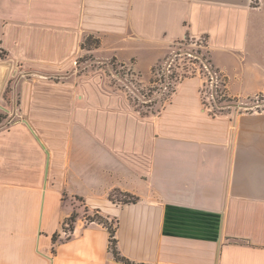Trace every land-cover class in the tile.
<instances>
[{
  "label": "crops",
  "instance_id": "0c3cea01",
  "mask_svg": "<svg viewBox=\"0 0 264 264\" xmlns=\"http://www.w3.org/2000/svg\"><path fill=\"white\" fill-rule=\"evenodd\" d=\"M250 2L0 0V63L16 71L0 93V264H264V111L211 114L192 77L142 115L71 74L87 38L94 56L146 72L188 36L231 97L256 95ZM86 212L114 223L129 263Z\"/></svg>",
  "mask_w": 264,
  "mask_h": 264
},
{
  "label": "rangeland",
  "instance_id": "374dc122",
  "mask_svg": "<svg viewBox=\"0 0 264 264\" xmlns=\"http://www.w3.org/2000/svg\"><path fill=\"white\" fill-rule=\"evenodd\" d=\"M250 1L254 11L251 29L255 35L251 41L255 45V55L264 62V0ZM98 46L99 43L92 38H87L82 42L80 54L75 59V71L71 74L79 76L83 81H99L105 85V89L114 94L123 95L130 106L142 115L160 112L170 97L168 94L171 89L175 88L178 82L192 77H198L201 80L199 96L203 108L211 114L264 111V91L245 98H234L229 95L227 79L211 63L204 38L176 41L165 51L161 60L146 72L135 69L130 64L119 62L112 57L94 56L92 51ZM183 51L212 65L219 75L216 95L205 84L206 77L200 69V61L189 60L187 56H177ZM153 68L155 69L154 73L151 72ZM14 77H16V73L8 76L5 94H3L5 99L11 90L13 79H16ZM0 120V125L1 123L2 126L6 124L5 121ZM115 198L124 199L118 193L115 194ZM93 215V213L86 212L83 217L86 222H89L88 217H93ZM109 224L113 226L114 223L109 221ZM65 235L64 237H67L69 232Z\"/></svg>",
  "mask_w": 264,
  "mask_h": 264
},
{
  "label": "trees",
  "instance_id": "16d2710c",
  "mask_svg": "<svg viewBox=\"0 0 264 264\" xmlns=\"http://www.w3.org/2000/svg\"><path fill=\"white\" fill-rule=\"evenodd\" d=\"M189 37L186 36L184 38V40H188ZM155 69L153 68L151 70L152 73H154ZM174 92V88L171 89V91L169 92L168 95H171L172 93ZM115 194L117 193H113L111 194L110 196V200L113 202V203H121V204H130V203H136L137 202V198L136 197H133V196H130L128 194H124V193H118L119 195L123 196L124 199H117L115 198ZM93 217H88V220L89 222H98L99 224H102L108 231V234H109V238H108V241H109V251L111 252V254L113 255V257L117 260H120V261H123L125 263H129V261H127L126 259H124L123 257L120 256L118 250H117V247H116V243H117V240H116V237H115V232H116V226L115 225H111L109 224L108 220H105L103 219L102 217H100L98 214L96 213H93ZM75 219H76V215L75 214H72L70 217H68L67 219L64 220L63 222V225H62V229H64V231H71L73 230V226H72V223L75 222ZM58 235H55L53 237V242L54 243H57L59 242L58 240ZM69 238H66L65 240H68Z\"/></svg>",
  "mask_w": 264,
  "mask_h": 264
},
{
  "label": "built area",
  "instance_id": "2783aa9c",
  "mask_svg": "<svg viewBox=\"0 0 264 264\" xmlns=\"http://www.w3.org/2000/svg\"><path fill=\"white\" fill-rule=\"evenodd\" d=\"M192 45H194V44H192ZM177 56H187V58H189V60L190 59L199 60L200 61V67H201L200 69L202 70L204 76L206 77L205 78L206 86H208L210 88V90L214 92L215 95L217 94V92H218L217 89L219 86V75L213 69L211 64L204 63L201 59H198L195 55H193L191 53H187V51H183L182 53H179ZM167 72L169 73V71H167ZM168 84H170V83H168ZM165 90H167V88H165Z\"/></svg>",
  "mask_w": 264,
  "mask_h": 264
},
{
  "label": "water",
  "instance_id": "95a60500",
  "mask_svg": "<svg viewBox=\"0 0 264 264\" xmlns=\"http://www.w3.org/2000/svg\"><path fill=\"white\" fill-rule=\"evenodd\" d=\"M16 73L15 70H12V64L9 61L0 63V93L7 83L9 75Z\"/></svg>",
  "mask_w": 264,
  "mask_h": 264
}]
</instances>
